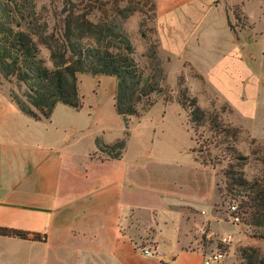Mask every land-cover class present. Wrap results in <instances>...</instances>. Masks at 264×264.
<instances>
[{"label":"rangeland","instance_id":"rangeland-1","mask_svg":"<svg viewBox=\"0 0 264 264\" xmlns=\"http://www.w3.org/2000/svg\"><path fill=\"white\" fill-rule=\"evenodd\" d=\"M50 1L34 0L37 10ZM136 1L141 12L129 17L123 29L133 47V59L145 76L153 72L149 55L159 42L162 91L151 95L152 106L140 118L131 117L126 127L113 106L115 78L83 74L79 76L82 108L74 111L58 104L56 119L69 113L77 126L89 128L80 137V149L88 144L90 134L107 144L124 138L123 160H151L159 177H168L173 191L196 193L206 182L209 198L202 209L213 219L211 226L208 222L209 239L198 238L204 254L223 251L226 258L220 264H240L238 250L245 247L256 248L264 256V238L255 236L243 223L230 221V197L223 198L217 190V186L225 187L223 171L236 152L250 157L251 148L264 145V0H155L162 15L176 21L168 22L172 26L168 30L160 28L162 44L156 16L150 11L151 0ZM42 56L50 67L46 50ZM0 85L20 97L27 91L15 81L0 78ZM182 88L205 112L202 126L194 127L188 111L179 104ZM191 151L195 161L215 173L196 171ZM96 155L109 157L99 150ZM243 172L252 180L260 174L261 165L250 157ZM227 236L232 243L221 246L218 239Z\"/></svg>","mask_w":264,"mask_h":264},{"label":"crops","instance_id":"crops-1","mask_svg":"<svg viewBox=\"0 0 264 264\" xmlns=\"http://www.w3.org/2000/svg\"><path fill=\"white\" fill-rule=\"evenodd\" d=\"M162 12L156 2L160 44L175 21ZM0 88V264H203L198 238L209 239L213 219L202 209L206 182L196 193L173 191L151 160L97 156L95 134L80 149L89 128L71 114L56 119V106L35 121Z\"/></svg>","mask_w":264,"mask_h":264},{"label":"trees","instance_id":"trees-1","mask_svg":"<svg viewBox=\"0 0 264 264\" xmlns=\"http://www.w3.org/2000/svg\"><path fill=\"white\" fill-rule=\"evenodd\" d=\"M150 3L155 17V0ZM137 12L141 7L136 0H51L39 10L34 0L0 1V78L27 87L21 97L10 92L11 100L33 120H49L58 104L75 111L82 108L80 75L110 76L116 80L113 106L117 115L126 127L131 117L140 118L152 106L151 95L162 91L163 68L157 54L159 42L149 55L153 71L149 76L133 59L123 25ZM142 36L146 37L144 32ZM42 50L48 52L50 67ZM178 98L190 123L202 126L207 116L196 100L185 88ZM96 146L108 158L119 159L126 143L122 138L105 145L96 139ZM250 157L261 165V172L247 180L243 167ZM250 157L236 152L223 171L225 187L217 186V190L223 198L230 197L228 207L236 202L240 223L264 238V145L251 148ZM238 259L240 264H264V256L253 247L240 248Z\"/></svg>","mask_w":264,"mask_h":264},{"label":"built area","instance_id":"built-area-1","mask_svg":"<svg viewBox=\"0 0 264 264\" xmlns=\"http://www.w3.org/2000/svg\"><path fill=\"white\" fill-rule=\"evenodd\" d=\"M237 212V208L235 204H232L229 207V213H230V221L233 224H238L240 223V218L239 216L236 214ZM233 239L231 236H227V237H220L218 239V243L221 246H227L230 243H232ZM141 253L146 256V257H155L157 254L155 252H153L151 249L149 248H144L141 250ZM226 258V254L221 251V250H216L214 252L208 253V254H204L203 255V264H220L221 262H223Z\"/></svg>","mask_w":264,"mask_h":264}]
</instances>
